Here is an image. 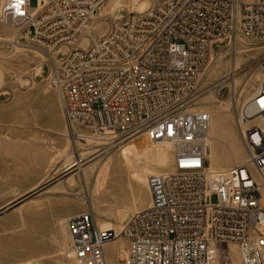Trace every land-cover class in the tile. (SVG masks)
<instances>
[{
	"label": "built area",
	"instance_id": "built-area-1",
	"mask_svg": "<svg viewBox=\"0 0 264 264\" xmlns=\"http://www.w3.org/2000/svg\"><path fill=\"white\" fill-rule=\"evenodd\" d=\"M106 2L3 0L0 21L50 56L78 42ZM259 42L264 0H153L60 60L53 84L68 136L124 142L146 133L174 154L172 171L149 176L150 205L119 234L90 212L69 216V257L108 264L106 243L123 237L118 264H235L234 248L242 264H264V82L247 103V157L223 170L208 166L212 117L196 104L212 52Z\"/></svg>",
	"mask_w": 264,
	"mask_h": 264
},
{
	"label": "rangeland",
	"instance_id": "rangeland-1",
	"mask_svg": "<svg viewBox=\"0 0 264 264\" xmlns=\"http://www.w3.org/2000/svg\"><path fill=\"white\" fill-rule=\"evenodd\" d=\"M2 3L0 0V6ZM152 4L153 0L107 1L89 32L69 48L62 47L54 58L25 43L18 44L20 30L0 21V211L33 193L0 214V264H84L67 254L69 216L90 212L99 228L119 234L134 212L149 205V186L134 178L133 170L120 159L121 149L137 143L145 147L159 143L168 150L167 144L144 136L120 144L68 136L53 79L70 49L86 47L91 37L103 36L113 23ZM234 71L235 81L231 80ZM263 82V42L214 55L200 78L197 106L212 117L208 157L212 148L225 156L231 153L234 159L225 168L245 158L235 153L236 148L244 149L237 120L240 117L244 129L253 121L246 116L247 103ZM218 119L223 126L214 129ZM167 153L173 160L171 148ZM79 160L81 167L65 171L67 165ZM208 161L216 166L211 158ZM171 167L155 162L147 165L155 174ZM126 247L123 237L107 242L108 264H118ZM233 254L235 264H239L237 253Z\"/></svg>",
	"mask_w": 264,
	"mask_h": 264
},
{
	"label": "bare ground",
	"instance_id": "bare-ground-1",
	"mask_svg": "<svg viewBox=\"0 0 264 264\" xmlns=\"http://www.w3.org/2000/svg\"><path fill=\"white\" fill-rule=\"evenodd\" d=\"M107 1H110L111 2V0H107ZM91 23L88 25V27H87V29H86L85 32H89ZM88 41H89V39H88ZM16 42L18 44H21V43L18 42V39H16ZM18 46H20V45H18ZM58 52H55L53 55H50L49 57L50 58H54V56ZM217 54L218 53H216V52H212L211 58L214 55H217ZM235 75H236V73L234 71L232 73L231 80H234L235 81V78H236ZM196 104L198 105L199 104V101ZM198 108L201 109L200 106H198ZM237 122H238L239 130L241 131V139H242V132L244 131V126L242 125V120L240 119V117H238ZM220 126H223V122H221L218 119V121H216V123L214 124V129H219ZM210 133H211V129H210ZM143 136L146 137L147 139H149L152 142L158 141V140H151L150 137H149V135L146 134V133H140V134L136 135L135 137H133L131 140L136 139V138H139V137H143ZM71 137H73V136H71ZM73 138H75L76 140H79L76 137H73ZM88 141H100L101 142L103 140H100L98 138H93V139L90 138V139H87L86 142H88ZM122 142H119L118 144H120ZM158 142H160V141H158ZM160 143H162V142H160ZM162 144H166V143H162ZM170 148H171V146L169 144H167V149L169 150ZM168 150H165L164 148H162L161 144H159V143L154 144V145H151L150 147H145L144 145L138 144V143L137 144H132V145H126V146L122 147V149H121L120 159L122 161H125L126 164L133 170L134 178H136V180H138L139 182H145L149 186V182H148L149 178H148V176H151V175H153L155 173L150 172L149 169H147V165L152 164V162L153 163L155 162V164L158 165V166H160V167L169 168L171 166V164H172L171 169L169 171H166V172H170V171H172L174 169V154H173V151H172V148H171V152H172V156H173V160H172V157L169 156V154L167 153ZM235 153H236L237 156L244 155L245 158L243 159V161L247 157L245 148L243 150H241L239 148H236ZM208 158H211L216 166H213L212 165L213 163L210 165L208 163L209 162L208 161ZM233 159L234 158H233V155L231 153L228 156H225L224 153H222L220 150L214 149V148L211 149L210 154H209V157H208V150H207V163H208L209 168L212 171H219V170H223V169L228 168V167L225 168L224 165H226L229 162L233 161ZM81 162H82V160H79L78 162H74L73 161L72 163H70L69 165H67L65 167V171L66 170L73 169L76 166H80L81 167L82 166V163ZM114 162L115 163H113V164H116V161H114ZM241 162H239V163H241ZM153 167H155V166H153ZM218 167H220V169H216ZM149 191H150V187H149ZM150 203H151V192H150ZM150 203H149V205H150ZM3 209H5V208H3ZM125 249L123 250V252L125 251ZM233 252H236L237 253V255L239 257V264H242L241 256H240L238 250L234 248V251ZM233 258H234V254H233ZM106 259L108 261V257L107 256H106ZM234 263H235V260H234Z\"/></svg>",
	"mask_w": 264,
	"mask_h": 264
},
{
	"label": "water",
	"instance_id": "water-1",
	"mask_svg": "<svg viewBox=\"0 0 264 264\" xmlns=\"http://www.w3.org/2000/svg\"><path fill=\"white\" fill-rule=\"evenodd\" d=\"M42 188H44V187H42ZM42 188H40V189H38V190H36V191H40ZM32 194H33V193H30V194H28L27 196H25L24 198H22L21 200H19L18 202L14 203V204H12V205H9V206L6 207L5 209L1 210V211H0V214L3 213V212H5V211H7V210H9L10 208H12V206L16 205L17 203L21 202L22 200H24V199L30 197Z\"/></svg>",
	"mask_w": 264,
	"mask_h": 264
},
{
	"label": "crops",
	"instance_id": "crops-1",
	"mask_svg": "<svg viewBox=\"0 0 264 264\" xmlns=\"http://www.w3.org/2000/svg\"><path fill=\"white\" fill-rule=\"evenodd\" d=\"M243 120H244V118H243ZM242 125L244 126L243 121H242Z\"/></svg>",
	"mask_w": 264,
	"mask_h": 264
}]
</instances>
